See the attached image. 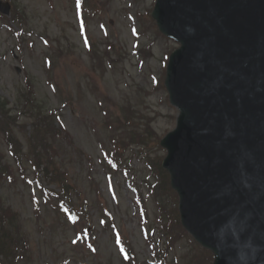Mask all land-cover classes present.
<instances>
[{
    "label": "rangeland",
    "instance_id": "obj_1",
    "mask_svg": "<svg viewBox=\"0 0 264 264\" xmlns=\"http://www.w3.org/2000/svg\"><path fill=\"white\" fill-rule=\"evenodd\" d=\"M93 1L99 5V14L87 20L85 32L102 51L109 43L107 57L111 61L104 64L103 74L93 68L72 0H15L25 9L28 19L23 25L20 47L0 17V96L8 99L7 107L12 113H18L20 100L30 92L23 83L26 75L30 76L34 95L47 109L63 108L60 99L73 98L72 104L64 106L58 114L69 137L61 136L53 144L58 152L57 163L77 188L75 214L65 216L53 209L38 183L32 181L30 168L25 171L27 180L17 172L13 182L0 180V195L18 212L28 244L18 264H125L115 227L123 239L130 240L138 264H155L156 249L164 243L155 215L159 209L157 198L167 196L159 190L157 195L150 193L144 182L148 177L153 181L145 162L163 157L164 149L154 146L155 139L148 133L150 146L139 149L137 143L131 145L123 154L120 169L109 178L100 141L105 146L109 144V131L103 128L105 116H121L122 110L131 108L135 111V125L142 128V133L144 124L150 125L159 136L175 127L177 109L168 102L167 91L160 86L164 75L163 55L177 47V43L156 33L154 20L149 16L154 0ZM56 45L64 54L54 72L57 79L53 80L55 85L57 80L68 89L66 95L55 93L44 73L43 58L54 53ZM54 63H58L56 59ZM29 116V113L20 115L19 122L26 126L15 130L24 149L27 147L25 136L31 130ZM118 127L117 133L131 129L123 122ZM0 150L13 164L1 134ZM126 169L130 175L123 172L121 175ZM42 183L44 187L56 188L45 181ZM138 191L147 207V226L156 228L155 242L151 244L139 228L143 216L137 202ZM174 199L177 200V195ZM163 201L170 206L166 199ZM80 202L87 204L86 215L79 211ZM102 206L110 211L114 228L109 221L102 225ZM191 253H194L192 244L182 238L167 256V264H190Z\"/></svg>",
    "mask_w": 264,
    "mask_h": 264
},
{
    "label": "water",
    "instance_id": "obj_2",
    "mask_svg": "<svg viewBox=\"0 0 264 264\" xmlns=\"http://www.w3.org/2000/svg\"><path fill=\"white\" fill-rule=\"evenodd\" d=\"M153 14L182 43L166 78L178 126L161 144L183 223L214 264H264V0H157Z\"/></svg>",
    "mask_w": 264,
    "mask_h": 264
},
{
    "label": "trees",
    "instance_id": "obj_3",
    "mask_svg": "<svg viewBox=\"0 0 264 264\" xmlns=\"http://www.w3.org/2000/svg\"><path fill=\"white\" fill-rule=\"evenodd\" d=\"M25 105H23V108L28 110V112H32L34 115V118L36 119L37 117L44 114L42 108H39L37 104L35 106L37 107L36 112H33L31 109H27L28 105H33V98H27L24 100ZM16 125L15 117L9 115L8 111L5 110L2 106H0V132H2L4 136V140H6V143L8 145H11V147H15V152L21 153L20 148H21V143H19L18 139L16 138L15 132H13V128ZM35 133L33 136L28 139L29 142V147H31V154H33L34 160H35V165H37L38 168H40L41 165L42 171L45 175L50 176L53 180L57 179H63L64 175H62L60 172H54L48 165L46 164H51V155L49 152L46 151V148L49 149V151L52 150L49 142H47L46 139V130L41 128L40 125H35L34 130ZM53 136V133H52ZM37 138V140L43 145L44 150L39 151L37 149V146L32 142L33 138ZM3 155L0 153V179L6 178V175H10L11 170L10 167L2 162ZM43 159L47 160V163L43 164ZM62 186L66 187L63 183H61ZM69 187V186H68ZM6 206L4 205V201L1 200L0 198V252L3 253L5 256H11L14 244L13 241H19L20 239L16 238L15 234L17 232L11 227L12 221L8 216V213L6 211ZM13 232L15 234H13ZM183 233V231H182ZM196 255L195 257H197Z\"/></svg>",
    "mask_w": 264,
    "mask_h": 264
}]
</instances>
